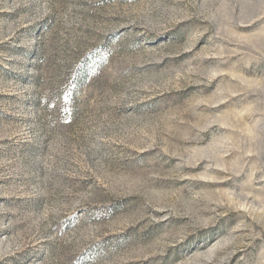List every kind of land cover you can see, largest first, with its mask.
Wrapping results in <instances>:
<instances>
[{"label": "rangeland", "instance_id": "rangeland-1", "mask_svg": "<svg viewBox=\"0 0 264 264\" xmlns=\"http://www.w3.org/2000/svg\"><path fill=\"white\" fill-rule=\"evenodd\" d=\"M0 264H264V0H0Z\"/></svg>", "mask_w": 264, "mask_h": 264}]
</instances>
